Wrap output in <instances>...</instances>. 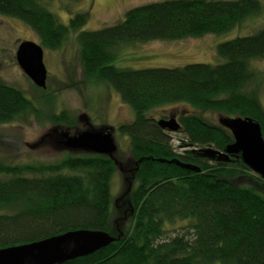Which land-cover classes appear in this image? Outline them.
Masks as SVG:
<instances>
[{
  "label": "trees",
  "instance_id": "1",
  "mask_svg": "<svg viewBox=\"0 0 264 264\" xmlns=\"http://www.w3.org/2000/svg\"><path fill=\"white\" fill-rule=\"evenodd\" d=\"M261 10L259 0H162L128 9L114 25L80 30L82 79L108 82L134 113L132 121L118 125L128 135L133 160L124 175L126 192L117 200L110 195L117 161L109 155L73 151L54 163L0 160V248L89 229L115 239L60 264H264V179L257 176L255 186L239 184L237 178L251 171L240 156L224 160L204 152L223 151L233 142L227 128L204 118L208 111L251 118L264 139L260 83L254 87L252 67L264 59V27L219 43L218 64H112L121 44L225 33ZM0 14L25 22L42 48L52 50L87 21V13L79 12L63 24L42 0H0ZM177 103L198 111L177 116L181 143L192 147L181 152L150 115ZM35 111L20 89L0 81V124ZM49 122L76 124L67 111ZM180 222L179 231L166 236V227Z\"/></svg>",
  "mask_w": 264,
  "mask_h": 264
},
{
  "label": "rangeland",
  "instance_id": "2",
  "mask_svg": "<svg viewBox=\"0 0 264 264\" xmlns=\"http://www.w3.org/2000/svg\"><path fill=\"white\" fill-rule=\"evenodd\" d=\"M57 19L67 24L70 17L79 12L87 13L86 23L77 31L69 32L57 49L43 48V62L47 71L46 87L35 86L18 66L15 53L20 42L31 40L39 44L38 36L23 21L0 14V81L17 87L36 107V113H25L15 120L0 124V160L11 164L54 163L67 153L73 152L58 144L60 133L70 135L98 129L110 130L116 144L112 157L117 161L116 171L110 179L112 199L122 198L125 193L124 178L133 167L129 153L128 135L118 131V125L133 120L134 113L128 104L121 101L117 91L106 81H85L81 76L78 58L77 34L80 30H96L111 26L124 17L125 12L139 5L162 0H42ZM262 10L231 30L220 34H204L179 40H153L146 43H125L118 47L112 64L118 68L141 69L148 67H177L188 63L218 64L223 60L217 56L216 46L237 36L255 33L264 27V0H259ZM256 69L259 100L264 108V59L252 61ZM253 87V85L251 86ZM67 111L76 124L72 127L55 125L49 117ZM186 103L159 107L150 115L159 118L196 113ZM224 115L208 111L204 118L219 124ZM170 142L176 152L192 148L183 145V135L170 132ZM259 176L252 170L240 176L236 182L255 186ZM182 223L166 227V236H173ZM172 228L177 230L173 231Z\"/></svg>",
  "mask_w": 264,
  "mask_h": 264
},
{
  "label": "water",
  "instance_id": "3",
  "mask_svg": "<svg viewBox=\"0 0 264 264\" xmlns=\"http://www.w3.org/2000/svg\"><path fill=\"white\" fill-rule=\"evenodd\" d=\"M15 59L35 86L46 87L47 71L40 44L31 40L20 42ZM219 123L230 131L233 142L227 144L223 151L206 149L204 152L210 157L217 156L224 160L229 155H238L248 168L264 179V139L259 123L248 117H223ZM157 124L168 132L180 129L174 115L158 119ZM58 144L70 151L92 152L111 157L116 150L110 130L103 129L71 135L64 131L60 133ZM114 239L102 230H69L41 240L0 248V264H60L88 255L107 246Z\"/></svg>",
  "mask_w": 264,
  "mask_h": 264
},
{
  "label": "flooded vegetation",
  "instance_id": "4",
  "mask_svg": "<svg viewBox=\"0 0 264 264\" xmlns=\"http://www.w3.org/2000/svg\"><path fill=\"white\" fill-rule=\"evenodd\" d=\"M176 119H177V117H176Z\"/></svg>",
  "mask_w": 264,
  "mask_h": 264
}]
</instances>
